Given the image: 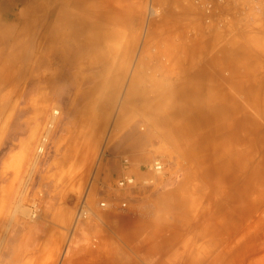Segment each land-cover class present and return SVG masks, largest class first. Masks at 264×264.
Listing matches in <instances>:
<instances>
[{
    "label": "rangeland",
    "instance_id": "rangeland-1",
    "mask_svg": "<svg viewBox=\"0 0 264 264\" xmlns=\"http://www.w3.org/2000/svg\"><path fill=\"white\" fill-rule=\"evenodd\" d=\"M80 1L70 0L61 8L59 0H0V41L15 22L28 18L32 28L41 27L42 49L29 53L28 76L20 88L15 89V79L0 87V240L12 220V241L9 238L2 244L3 264H73L90 254L98 263L158 264L163 256L164 264H196L193 256L210 258L226 246L246 252L214 264H263L264 225L259 220L264 219V205L247 210L257 197L250 198L249 194L246 202L240 190L224 180V185L231 187L217 189L220 203L214 207L206 196L212 189L205 186L201 171L186 179L191 164L169 140L168 132L154 124L157 116L147 114L150 108L154 113L175 112L176 101L169 95L174 89L179 93L181 84L173 87L167 86V81H139L130 100L127 94L145 45L152 51L177 48L184 38L187 46H199L201 42L204 59L224 50L237 54L244 51L238 48L250 40L245 30L251 22L264 25L261 5L246 9V4L236 3L231 7L235 17L219 21L204 19L192 0H87L86 12L74 8ZM8 5L18 15L4 19ZM64 15L70 18L63 19ZM4 22L8 23L6 27ZM69 31L78 37H73L72 46L62 53L56 37ZM214 33L223 36L214 38L215 46L203 47V36ZM35 36L29 35L28 41ZM225 43L234 47L224 49L221 46ZM20 54L7 53L12 61ZM62 54L65 58L60 61ZM166 54L175 62L172 52ZM163 55V50H146L142 61L152 62L154 57L161 61ZM2 72L4 69H0ZM257 85L264 96V83ZM152 89L158 90V97L150 95L153 98L146 103L152 102L153 107L144 105L140 97ZM55 90L58 93L53 95ZM164 94L166 100L160 98ZM54 107L61 113L57 116L59 128L57 124L52 159L47 161L51 140L30 176L32 159ZM82 124L89 133L99 130L100 139L90 164H72L70 169L78 174L70 178L63 172L61 158ZM134 129L138 139L146 134L144 143L118 144L115 140L117 131L128 136ZM124 156L131 159L138 179L135 186L121 188L118 177ZM158 159L164 170L147 171ZM82 169H87L84 176ZM148 179L153 182H145ZM176 196L188 203H175ZM83 199L91 212L76 225V212ZM125 201L127 205L123 206ZM214 219L219 220L218 227L209 225ZM251 220L254 225L245 228ZM73 225L76 231L72 233ZM239 233L244 235L239 243H231L232 234ZM78 237L79 245L74 244ZM164 239H175V244L171 243L174 246ZM99 251L111 254L104 256Z\"/></svg>",
    "mask_w": 264,
    "mask_h": 264
},
{
    "label": "crops",
    "instance_id": "crops-1",
    "mask_svg": "<svg viewBox=\"0 0 264 264\" xmlns=\"http://www.w3.org/2000/svg\"><path fill=\"white\" fill-rule=\"evenodd\" d=\"M60 1H62L63 6L61 8H63L64 4L66 5L70 0H59V2ZM86 1L87 0H82L76 3L74 8L81 12H86ZM7 7L8 9H4V19L10 18L11 14L18 15L11 5ZM62 17L63 19L70 18L66 15ZM13 18L16 19V17ZM4 23L6 27L8 23ZM250 26L251 27L247 31L245 30V36H250V40L247 41L245 45H242L241 48H238L244 51L235 54L237 51L224 50L221 53L212 54L213 56L210 55L207 60L204 59L205 53L200 50V41H198L199 46L195 43H192V46H187V43L183 40L184 38H182L181 44L177 48L157 49L156 51H164V58L159 61L158 58L154 57L152 62L142 61L143 53H145L146 50L156 52L145 45L138 59V68L131 82L132 89L130 88L127 93L130 96V100L131 97L134 96L133 89L139 81H167V86L174 85L173 87L181 84L179 93H176L174 89L169 95L170 99L176 101L175 112L160 110L159 113H154L150 108L147 114L157 116L156 123L154 124H156L162 132H168L170 135L169 140L176 146L179 153L191 164V170L186 179L191 180L193 176L195 177L196 173L199 175L201 171L202 176H204L203 179L206 181L205 186L208 187V189H212L207 190L206 196L207 199L214 204V207L216 204L220 203L219 195L217 196V189L219 190L220 188V191H222L224 187L225 189L231 187L228 183L224 185V180H228L232 186L238 188V190H240L239 195L243 196L253 192V189L250 187V185L252 186V181L264 173V96L260 94L256 87L258 83L260 85L264 83V70L262 72V69H264V58L258 54V51H264V25L262 22L258 24L256 21H252ZM39 29L32 28L28 18H26L15 22L11 28L6 31L7 33L4 32L5 34L2 36V41H0V69H4V72L0 73V87L3 83L6 84L13 78L17 79L20 76L22 80H24V77L28 76L29 53H38L42 50L41 47L39 48ZM204 33V35L207 34L206 32ZM214 34L215 35L203 36V47L208 48L209 46H215L213 42L214 38L217 37L218 39V37L220 38L223 36L222 33ZM29 35L37 36L29 42L27 38ZM73 37H78L76 32L73 31L59 33L57 35L56 44H61V48L59 49L61 50L60 52L65 53V51L72 46V40L74 41ZM258 39L262 41L260 42ZM211 43L212 45H210ZM233 45V43H225L221 47L227 49L234 47ZM174 49L181 52L185 51L186 54L188 53L187 58L183 54L184 59L180 61V64L173 65L175 62L171 59L172 55L166 54V52H172ZM12 51H21V54L14 60L15 63L9 57L10 55H7L8 52ZM63 57L65 58L62 54L59 60L62 61L64 59ZM191 58L194 59L192 60ZM14 68L16 69L15 71ZM235 69L236 72L244 71L247 74V78L238 75L234 71ZM257 69H259V72ZM224 84L228 86L225 89L222 88ZM161 85L163 84L161 83ZM163 90L165 89L163 88ZM157 93L158 90L152 89L151 93L148 92L147 95H140L144 102L143 104L151 105L152 102L146 103V101L149 99L152 100L153 97H158ZM53 95H55V91H53ZM150 95L153 97H150ZM165 97L164 94L160 98L166 100ZM244 99H248V101ZM184 105H188V108L181 111ZM253 109H256L255 111L260 118L256 117ZM244 118L247 120L243 121ZM82 127L84 128L85 126L82 124L79 127L81 129L78 128L76 136H74L75 140H73L70 148L61 158L65 163V165L62 166L63 172L67 173V176L70 178L78 174L74 171L75 169H70L72 164L81 162L85 165L90 164L100 139L99 130L89 133L83 130ZM135 133V129L129 132L128 136L126 135L127 133L125 134L117 131L115 133V140L118 144L127 143L130 145H137L138 143H144V140L147 138L146 134H143L144 137L142 136L141 139H138L140 136L136 138L137 134ZM133 135L135 138H133ZM222 139L226 140V143H224ZM191 143L193 147H191ZM193 143L196 145L195 147ZM53 144L56 145V132L52 144H50L47 161L52 159ZM82 170L83 171H80L82 174L81 176H84L87 169H85V171L84 169ZM129 170L135 175L137 180L138 176L133 168V164L130 166ZM146 170L149 171V167L146 168ZM174 200L175 203H180V205L188 203V201L179 196H176ZM81 201L87 203L86 199ZM208 205L209 204L206 205L204 210L208 209ZM256 205H259V202L254 206ZM251 206L252 205H249L247 210L250 209V211H253ZM217 210H219V208ZM75 221L76 225L82 221L77 220V212ZM259 221L261 222L259 223L260 225H264L263 218ZM209 225L218 227L220 222L214 219L212 224L210 222ZM253 225L254 222L251 220L249 224H246L245 228L249 229ZM249 232L250 231L247 233ZM242 235L243 233L232 234L231 243H239ZM173 236L175 235L173 234ZM80 239L81 238L78 237L74 244L78 243L79 245ZM164 242L170 243L169 246L173 247L174 245L171 243L173 242V244H175V239L170 242L164 239ZM241 243H243V241ZM236 249L237 248L233 246L231 248L226 246L220 249L219 252L214 253L210 258H206L207 256L195 255L191 259L197 261L196 264H214V261L218 259H235L236 257L239 258L243 252H246L245 249ZM228 250L229 252H227ZM86 251L90 252V250ZM262 252H264V250ZM90 253L96 254V251H91ZM229 253L232 254V257H225ZM234 253L236 254L235 256H233ZM99 254L108 256L111 253L108 252V254H106L99 251ZM90 255L91 257L85 255V257L78 259L73 264H114L112 261L104 263L95 262L96 257L92 254ZM255 257H257V255H255ZM257 258H260V256ZM71 259L72 257L70 261ZM205 259H210V261L208 262L207 260V262L204 263ZM164 262V257H160L158 264H164Z\"/></svg>",
    "mask_w": 264,
    "mask_h": 264
},
{
    "label": "built area",
    "instance_id": "built-area-1",
    "mask_svg": "<svg viewBox=\"0 0 264 264\" xmlns=\"http://www.w3.org/2000/svg\"><path fill=\"white\" fill-rule=\"evenodd\" d=\"M202 11V16L207 20H230L235 17V12L231 10L232 5L236 3L246 4L245 8L261 5V10L264 16V0H192ZM132 165L131 159L128 156L122 158L123 172L118 179V185L121 188L134 186L137 183L136 177L130 172L129 168ZM149 170L157 173H161L164 170L163 163L158 159L155 160L150 166ZM145 182L152 183V179H148ZM126 202L122 203L126 206ZM88 204L85 201H81L78 206L77 220L86 219L89 217L91 209L88 208Z\"/></svg>",
    "mask_w": 264,
    "mask_h": 264
},
{
    "label": "bare ground",
    "instance_id": "bare-ground-1",
    "mask_svg": "<svg viewBox=\"0 0 264 264\" xmlns=\"http://www.w3.org/2000/svg\"><path fill=\"white\" fill-rule=\"evenodd\" d=\"M153 9V8H152ZM151 9V10H152ZM209 39V38H208ZM184 40V39H183ZM2 41V40H1ZM170 52V51H169ZM184 54V56L187 58V55H188V53L186 54V52L184 51V52H181V51H178V50H176V49H174V51H172V54L173 55H175L174 56V60H175V63H174V65H176V64H180V61L182 60V59H184V57H183V54ZM258 54L259 55H261L262 56V54L264 55V51H258ZM222 55V54H221ZM256 55V54H255ZM213 56V55H212ZM215 56V55H214ZM238 56V55H237ZM259 58V57H258ZM192 60L194 59V58H191ZM226 59V58H225ZM207 60V59H206ZM230 61V60H229ZM12 66H14V65H12ZM237 67V66H236ZM175 68H177V67H175ZM235 72H236V69L234 70ZM20 72V71H19ZM234 72V73H235ZM238 75H240L241 77H245V78H247V74L244 72V71H238V72H236ZM235 73V74H236ZM8 74H9V72H8ZM233 75V74H232ZM15 78H13L12 80H14ZM249 80V79H248ZM20 81H22V78L19 76L17 79H15V81H14V83H15V85H16V87H15V89H17V88H20L19 86H20ZM225 85V84H224ZM250 86V85H249ZM226 87H228L227 85H225V87L223 88V89H225ZM256 87L258 88V90L260 89L259 88V86L258 85H256ZM214 91V90H213ZM221 91H222V89H221ZM57 91L55 90V93H56ZM58 93V92H57ZM254 93V92H253ZM59 96L61 95V94H58ZM245 97V96H244ZM2 98L3 97H0V103L2 102ZM246 98V97H245ZM206 99V98H205ZM245 101H248V99H244ZM214 101V100H213ZM211 102V101H210ZM216 103V102H215ZM251 103V102H250ZM217 104V103H216ZM208 105V104H207ZM232 105V104H231ZM203 106V105H202ZM222 107H224V106H222ZM232 107V106H231ZM188 108V105H184L183 107H182V109H181V111L183 110V109H187ZM205 108V107H204ZM230 108V107H229ZM216 111H217V109H216ZM200 112V111H199ZM203 112V111H202ZM61 113V110H57V108L56 107H54V110H53V113H52V115L50 116V118H49V120H48V122H47V125H46V127H45V131H44V133H43V135H42V137H41V141H40V143H39V145H38V147H37V150H36V154H35V156H34V158L32 159V162H31V165H30V172H31V169L33 170L34 168H35V166L37 165V163L39 162V159L41 158V156L44 154V152L46 151V148H47V143L49 142V141H53V139H54V136H52V135H54L55 134V132H56V125L58 124V128H59V123L57 122V116L59 115ZM222 113V112H221ZM223 114V113H222ZM205 115V114H204ZM210 115V114H209ZM211 115H212V113H211ZM191 117V116H190ZM253 117V116H252ZM182 118V117H181ZM60 120H61V118H60ZM59 121V120H58ZM187 122V121H186ZM220 124V123H219ZM189 125V124H188ZM220 125H223V124H220ZM61 127V126H60ZM187 127V126H186ZM189 127V126H188ZM85 128V127H84ZM220 129V128H219ZM184 131V130H183ZM88 132V131H87ZM205 134V133H204ZM211 134V133H210ZM50 136H52L53 137V139H52V137H51V139H50ZM87 136V135H86ZM202 138V137H201ZM96 140H97V138H96ZM199 141V140H198ZM190 142H191V140H190ZM198 143V142H197ZM82 144V143H81ZM188 145H190V144H188ZM193 145H194V143H193ZM196 145H194V147H195ZM191 147H193L192 146V143H191ZM87 149V148H86ZM196 149V148H195ZM198 150H199V148H198ZM89 152H90V148H89ZM37 167H39V166H37ZM261 172V171H260ZM262 173V172H261ZM31 174H32V172L30 173V176H31ZM224 177V176H223ZM255 180H257V182L256 183H253L252 185L254 186L255 185V190H252L253 192L250 194V198H251V196H256L257 197V199L256 200H258L259 201V204H263L264 205V173H263V175H260L257 179H255ZM254 187H252L251 186V189H253ZM245 192V191H244ZM241 196V195H240ZM242 197H245V201L247 202V199H249V194H246V195H243ZM251 200V199H250ZM256 200H254L253 202H250V204L252 205V207L255 205V204H257V203H254ZM14 220V219H13ZM11 225H12V220H10V223L8 224V225H6V227H5V229H4V233H2L3 235H2V237H1V240H0V264H3V261H4V257H3V255H2V253H1V250H2V244H4L5 242H7L8 240H9V238H10V233H11ZM72 233H73V231L75 230V225H73V227H72ZM76 231V230H75ZM11 239V238H10ZM12 241V239L10 240V242ZM35 242V241H34ZM7 244V243H6ZM33 244V243H32ZM9 247V246H8ZM108 248H109V246H108ZM112 249V248H111ZM5 251V250H4ZM111 252L113 251V250H110ZM108 254V253H107ZM243 262L245 261V260H242ZM17 264V263H16ZM41 264V263H40ZM264 264V263H263Z\"/></svg>",
    "mask_w": 264,
    "mask_h": 264
}]
</instances>
